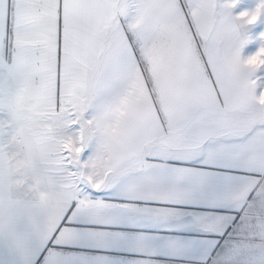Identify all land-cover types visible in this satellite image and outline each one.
<instances>
[{
	"label": "snow or ice",
	"instance_id": "6c2138e0",
	"mask_svg": "<svg viewBox=\"0 0 264 264\" xmlns=\"http://www.w3.org/2000/svg\"><path fill=\"white\" fill-rule=\"evenodd\" d=\"M0 264H264V0H0Z\"/></svg>",
	"mask_w": 264,
	"mask_h": 264
}]
</instances>
